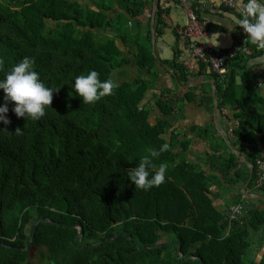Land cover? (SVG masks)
Listing matches in <instances>:
<instances>
[{
	"label": "trees",
	"instance_id": "trees-1",
	"mask_svg": "<svg viewBox=\"0 0 264 264\" xmlns=\"http://www.w3.org/2000/svg\"><path fill=\"white\" fill-rule=\"evenodd\" d=\"M99 1L92 0L98 9L93 11L79 0H0V79L29 56L46 86H60L39 121L17 118L9 103L10 122H0V264H33L35 253L43 264H201L191 258L204 264H264V203L248 199L244 217L231 222L230 206L210 190L226 189L220 179L184 157L189 143L175 154L174 142L166 138L170 132L175 137L172 123L179 104L192 102L193 95L179 100L167 91L159 95L151 42L133 39L124 26L128 16L110 20L108 15L114 5L124 4L130 17L141 18L144 5L138 0ZM129 43L136 46L138 70H149L154 81L145 76L126 81L133 61ZM250 59L238 55L229 62L217 96L230 113L234 136L254 146L248 163L255 166L257 158L264 162V98L256 88L260 72L249 68ZM89 70L119 86L111 96L84 106L71 85ZM174 70L179 81L188 82L185 68ZM150 92L161 114L173 121L152 124ZM3 96L0 91V105ZM199 133L207 140L215 130ZM164 143L169 148L155 163L167 165L165 182L149 191L135 190L127 171L148 147L159 149ZM211 149L214 156L221 152ZM220 163L222 175L230 178L223 182L231 188L226 196L231 205L239 204L250 171L231 152ZM253 185L254 177L248 191L254 192ZM42 219L54 224L41 223L30 251H18L29 247L34 224ZM72 226L81 227L86 246L121 233L130 240L123 235L84 248L76 242L80 231ZM176 242L182 245V260L177 247L157 248Z\"/></svg>",
	"mask_w": 264,
	"mask_h": 264
},
{
	"label": "crops",
	"instance_id": "crops-1",
	"mask_svg": "<svg viewBox=\"0 0 264 264\" xmlns=\"http://www.w3.org/2000/svg\"><path fill=\"white\" fill-rule=\"evenodd\" d=\"M101 1L99 2L101 3ZM230 1L236 3V9L227 6V3ZM79 2L83 5L90 6H87L90 10H98L97 6H93L92 0H79ZM137 2L144 5L143 16L141 18L130 17L124 4H116L108 13L110 20L116 19L118 15L121 14L125 17L128 16L124 22V26L126 30L131 33L133 39H138L142 44L151 42V53L154 57L153 68L157 75L155 83L159 95H164L169 92L177 100L183 98L186 94L193 95L192 102L186 101L185 103L179 104L181 111L178 113V118H175V121H173L174 119H167V117L161 114L159 106H156L157 98L155 99L153 92H150L147 103L152 102L153 104L151 122L156 126V124H158L157 120L159 119L170 122L173 121L172 132L175 134V137H172L170 132L166 138L169 143H171V141L174 142L175 154L181 152V144L189 143L188 153L184 157H187L191 163L198 165L203 172L217 176L220 179L222 185L225 186L226 189L212 188L210 190L214 195L219 194V196L222 197L224 200L223 205L231 206L232 198L226 196L228 191H231V188L228 187L229 185L223 183L224 179L229 180L230 178L228 175H226V177L222 175L220 171V169H222L220 161L222 162L229 158V152L232 153L230 146L245 158H249V153H251L252 148H245L239 145V139L237 140L234 136V127L233 136L235 139L232 140L230 137L231 128L228 124V120L223 118L219 113L218 117L214 116V111L216 109L213 95L216 94L218 109H220L221 100L217 96V86H221L223 80L217 77L209 68L199 66L195 68L196 70L193 75L189 76L188 82L179 81V76L176 75L174 67L178 66L184 68V64L192 60L190 54V41L179 34V31L187 27V11L176 0H157L158 10H156V18L154 19L153 14H155L156 0H138ZM188 3L191 7L199 9L198 14L201 20L209 22L210 27L207 37L210 38L214 32L220 33L217 38V45L215 47L212 46L213 48L228 52L236 47L239 36L248 40L244 35L243 29L236 23L240 16L239 7H241V0H188ZM201 7H204L203 9L205 10L202 11L203 9H200ZM158 14H160V17L157 19ZM164 18H166L167 21ZM153 21L155 22L154 31L152 28ZM112 34L118 36L119 32L114 29ZM148 34H150L151 37L149 41L147 40ZM118 42L122 41L118 40ZM127 42L132 41L128 38ZM248 43L252 45V48L249 47L254 53V58H251L249 61V68H256L255 71L260 72L261 79L260 82L257 83L256 88H258L259 93L262 94L264 98V48H260L250 42ZM198 44L211 46L204 43L203 40L198 41ZM129 47V56L133 61L129 67L128 75L125 77L126 81L134 82L135 79H138V76H145L147 79L153 80L155 77L153 78L150 75L149 70H138L139 68L137 67V62L134 57V54H136V46L133 43H129ZM237 80L239 81V79ZM258 84H261V86L259 87ZM179 105L178 107L176 105V107L179 108ZM216 118H218V120H216ZM212 128H214L215 134H209L211 136L210 139L206 140V138L199 133L200 130L211 131ZM214 144L221 150V152L215 156L211 149L216 148ZM260 148L264 152V145L260 144ZM238 182V187L241 188L243 183L241 181ZM248 182L244 184V187H246ZM213 189H217L216 192H214L215 190L213 191ZM255 191L258 192L255 189L254 192L248 191V188L246 190L247 194H260L259 192L255 193ZM222 199H218L216 204L221 205ZM247 204H249V202H247Z\"/></svg>",
	"mask_w": 264,
	"mask_h": 264
},
{
	"label": "clouds",
	"instance_id": "clouds-1",
	"mask_svg": "<svg viewBox=\"0 0 264 264\" xmlns=\"http://www.w3.org/2000/svg\"><path fill=\"white\" fill-rule=\"evenodd\" d=\"M236 23L243 29L251 44L264 48V0H241L240 16ZM219 35V32H214L210 38L204 36L201 39L215 47ZM2 64L3 60L0 59V65ZM118 86L112 79L101 81L96 70H89L87 74L76 76L71 85L74 94L81 98L84 106L111 96ZM59 89L60 86H46L40 79V74L35 69L34 58L23 57L11 66L3 79H0V91L4 93V103L0 105V122L5 125L10 122L7 118L9 103L13 104L12 111L17 118L39 121L44 117L45 110L50 108L53 92H58ZM20 131L17 129L16 133L19 134ZM168 148L167 143L162 144L159 149L148 147L147 154L139 158L138 165L127 171V179L135 185V190L149 191L165 182L167 165L163 162L157 165L155 159Z\"/></svg>",
	"mask_w": 264,
	"mask_h": 264
},
{
	"label": "built area",
	"instance_id": "built-area-1",
	"mask_svg": "<svg viewBox=\"0 0 264 264\" xmlns=\"http://www.w3.org/2000/svg\"><path fill=\"white\" fill-rule=\"evenodd\" d=\"M186 11L188 16L187 27L181 31L179 34L190 41V54L192 57L191 62L184 64V68L187 70L189 76L193 75L195 68L199 66H205L209 68L217 77L225 80L229 71L228 64L230 61L234 60L238 55H244L246 58H253L254 53L250 50L249 43L247 40L243 39L242 36L238 38V44L236 47L228 52L219 51L212 46L199 45L198 41H201L204 36H208L209 22L203 21L199 17V9L191 7L188 0H176ZM232 9H236V3L230 1L227 3ZM201 7L200 9H203ZM203 9L202 11H204ZM241 7H239V11ZM166 21L167 19L164 18ZM260 87L261 84H258ZM218 113L223 116V118H229V112L227 109L221 107L218 109ZM231 128V139H235L233 136V125L228 121ZM239 145L245 148H253V145L239 140ZM256 173H254V185L253 188L257 191L262 192L264 190V162L262 159H256V165L254 166ZM247 198L244 197L242 202L235 204L229 209V217L231 222L241 220L245 215V206L247 204Z\"/></svg>",
	"mask_w": 264,
	"mask_h": 264
},
{
	"label": "water",
	"instance_id": "water-1",
	"mask_svg": "<svg viewBox=\"0 0 264 264\" xmlns=\"http://www.w3.org/2000/svg\"><path fill=\"white\" fill-rule=\"evenodd\" d=\"M157 3H158V2H157V0H156V2H155V14H153L154 19L156 18V10H158V4H157ZM154 23H155V22L153 21V23H152L153 31H154V29H155V27H154ZM168 70H169V69H168ZM169 71H170V70H169ZM215 83H216V82H215ZM193 88H194V86H193ZM213 98H214V105H215V109H216V110L214 111V116H215V117H218V116H219V114H218V102H217L216 94L213 95ZM216 120H218V118H216ZM230 150H232V153L234 154V156H236V157L240 160V162H241L242 164H244V165L250 170L251 179L249 180V182H248V184L246 185V187H244V189L242 190V194H243V196L248 197V199H250V200L260 201V202H263V203H264V196H263V195H260V194H247V192H246L247 188L249 187V185H250V183H251L252 176H253V173H254V167L248 163V159H249V158H248V157L245 158L244 156H242V155H241L240 153H238V152H237L232 146H230ZM41 223L54 224V223H53L51 220H49V219H42V220H39V221L35 222L34 230H33V233H32V239H31V241H30V243H29V247L26 248L25 250H21V249H19L18 251H20V252H29V251H30L31 246H32V240H33L34 236L36 235V232H37V230H38V227H39V225H40ZM72 227H74L75 229H77V230L80 231V233H79V235H78V237H77V239H76V242H77L78 245H80V246H82V247H84V248L93 249V248L101 247V246H103V245H105V244H110V243H113V242L118 241V239H119L121 236H123V235H126L127 238L130 240V237H129L126 233H121V234H119L118 236H116L115 238L110 239V240H107L106 242H102V243L97 244V245L86 246V245H83L82 242H81V239H82L83 236H84L81 227H79V226H72ZM162 247H177V248H178L179 259L182 260L183 253H182V245H181V243L176 242V243H171V244L160 245V246H158L157 248H162ZM153 249H155V248H153ZM148 250H149V248H147V249H140V248H138V251H139V252L148 251ZM195 261H198V262H200L201 264H204V263L202 262L201 259H197V258H195V259H192V258H191V259H190V262H195Z\"/></svg>",
	"mask_w": 264,
	"mask_h": 264
},
{
	"label": "rangeland",
	"instance_id": "rangeland-1",
	"mask_svg": "<svg viewBox=\"0 0 264 264\" xmlns=\"http://www.w3.org/2000/svg\"><path fill=\"white\" fill-rule=\"evenodd\" d=\"M215 190V191H214ZM216 190L217 189H213V191L214 192H216ZM260 194H261V192H259ZM261 195H263V194H261ZM264 196V195H263ZM244 197H246V196H244ZM247 199H248V197H246ZM254 201V200H253ZM258 202H260V201H258ZM263 203V202H262ZM35 225V224H34ZM31 228H32V226L29 228V231L31 230ZM230 233V229H229V231H228V234ZM169 239H166L165 241H168ZM43 263H45L43 260H42V258L41 257H39L38 255H37V253H35V257H34V260H33V264H43Z\"/></svg>",
	"mask_w": 264,
	"mask_h": 264
}]
</instances>
